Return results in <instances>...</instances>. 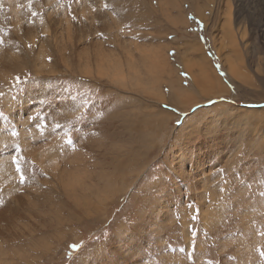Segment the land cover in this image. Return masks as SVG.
Listing matches in <instances>:
<instances>
[{
    "label": "rangeland",
    "instance_id": "obj_1",
    "mask_svg": "<svg viewBox=\"0 0 264 264\" xmlns=\"http://www.w3.org/2000/svg\"><path fill=\"white\" fill-rule=\"evenodd\" d=\"M260 99L264 0H0V264H264Z\"/></svg>",
    "mask_w": 264,
    "mask_h": 264
},
{
    "label": "bare ground",
    "instance_id": "obj_2",
    "mask_svg": "<svg viewBox=\"0 0 264 264\" xmlns=\"http://www.w3.org/2000/svg\"><path fill=\"white\" fill-rule=\"evenodd\" d=\"M111 2V1H110ZM200 8H202L201 6H200ZM83 11V10H82ZM85 11V10H84ZM84 13V12H83ZM201 12H199V14H200ZM85 15V14H84ZM203 15V14H202ZM171 17V16H170ZM171 19V18H170ZM173 19V18H172ZM92 20V19H91ZM175 20V19H174ZM180 20V19H179ZM173 21V20H172ZM176 22V21H175ZM177 23H178V21H177ZM176 23V24H177ZM172 24H174L173 22H172ZM68 28H69V26H68ZM72 27H70V29H71ZM55 33V32H54ZM69 34V33H68ZM58 35V34H57ZM74 35H75V33H74ZM79 35V34H78ZM55 36V35H54ZM71 36H73L72 34H71ZM70 37V36H69ZM83 37V36H82ZM57 38V37H56ZM54 40V39H53ZM56 41V40H55ZM123 42V41H122ZM58 43V42H57ZM51 44V43H50ZM54 45V44H53ZM127 46V45H126ZM59 47V46H58ZM151 48V47H150ZM198 48V47H197ZM64 49V48H63ZM85 49V48H84ZM155 50H156V48H154ZM158 49V48H157ZM190 49V48H189ZM62 50V49H61ZM60 50V51H61ZM141 50H142V48H141ZM150 50H152V49H150ZM159 50V49H158ZM80 51V50H79ZM92 51V50H91ZM130 51V50H129ZM147 52V51H146ZM149 52V51H148ZM152 52V54H153V51H151ZM80 53V52H79ZM84 53V52H83ZM101 53V52H100ZM120 53V52H119ZM3 54V53H2ZM62 54H63V52H62ZM118 54V53H117ZM121 54V53H120ZM142 54V53H141ZM143 54H144V52H143ZM155 54V53H154ZM153 54V55H154ZM157 54V53H156ZM64 55V54H63ZM83 55V54H82ZM65 56V55H64ZM103 56V55H102ZM87 57V56H86ZM113 57H114V55H113ZM113 57H111L112 58V60H111V58H110V60L111 61H113V59L114 60H116L115 58H113ZM128 57V58H127ZM126 58H127V60H125V61H127V64H128V66L129 67H132V68H134V69H138V67H137V62H133L134 60H132V57L133 56H131V57H129V56H127ZM161 57H163L164 58V56H161ZM81 58V57H80ZM206 58L207 57H205V56H203V57H201V58H199V61L197 62V64H198V66H199V69H200V74H201V80H202V85H206L207 87H208V89L211 91V93H213V94H222L223 92H225V91H227V90H225V87H224V85H223V83H222V79L220 80L218 77H217V75H216V73L213 71V70H210V69H208V67L206 66V63H207V61H206ZM78 59H79V57H78ZM160 59V58H159ZM158 59V60H159ZM65 60V59H64ZM229 60H230V64H229V71L231 72V74L233 75V76H235V77H237V78H244L245 79V74H243L242 72H241V70L239 71L238 70V66L236 67L237 69H235V67L233 66L232 67V64H231V59L229 58ZM118 60H116L115 62H117ZM161 61V60H160ZM226 61V60H225ZM114 62V63H115ZM119 62H121V61H119ZM226 62H228V61H226ZM109 63H110V61H109ZM132 63H136V65H134V64H132ZM160 63V62H159ZM104 64V63H103ZM118 64V63H117ZM119 64H121L120 66H122V65H124L125 63H119ZM118 64V65H119ZM238 64V63H237ZM236 64V65H237ZM41 65V64H40ZM105 65H106V63H105ZM114 65H116V64H113V66ZM157 65V64H156ZM187 65V64H186ZM190 65V64H189ZM192 65V64H191ZM190 65V66H191ZM235 65V64H234ZM90 66V65H89ZM112 66V65H111ZM110 66V67H111ZM242 66V65H241ZM118 67V66H117ZM44 68V67H43ZM122 68V67H121ZM131 68V69H132ZM245 68V67H244ZM112 69V68H111ZM118 69V68H117ZM117 69H116V71H117ZM130 69V68H129ZM72 70V69H71ZM119 70H120V68H119ZM124 70V69H123ZM122 69H121V71L120 72H122V74L123 75H128V74H126L125 73V71H123ZM127 70V69H126ZM245 70V69H244ZM107 71V70H106ZM105 71V72H106ZM140 69H138L137 71H135L134 73H135V76L137 77V78H141V75H140ZM190 71V70H189ZM40 72V71H39ZM100 72V71H99ZM108 73H109V71H107ZM127 73H129V75L131 74V72L130 71H126ZM80 73V72H79ZM112 73V72H111ZM149 73H150V71H149ZM115 74V73H114ZM142 74V73H141ZM104 75H106V74H104ZM108 75V74H107ZM120 75V74H119ZM133 75V74H132ZM131 75V76H132ZM130 77V76H129ZM128 77V78H129ZM126 78V77H125ZM117 79V78H116ZM119 80L121 79V78H118ZM117 79V80H118ZM118 80V81H119ZM122 80V79H121ZM246 80V79H245ZM129 81H130V78H129ZM132 81V80H131ZM141 81V80H140ZM142 82H143V80H142ZM249 82V81H248ZM132 83V82H131ZM139 85V84H138ZM173 85V84H172ZM174 87V89H173V92H172V95H178V93H179V91L175 88V86H173ZM179 95H182L181 93H179ZM190 95V94H189ZM188 95V96H189ZM177 97H179V96H177ZM264 99H260V101H262V102H264L263 101ZM98 102V101H97ZM259 103V102H258ZM261 103V102H260ZM197 104V103H196ZM195 104V105H196ZM93 108V110L96 112V108H95V106H93L92 107ZM212 109V108H211ZM261 110V109H260ZM253 111H255V110H253ZM257 112V110L255 111V113ZM248 113H249V111H248ZM249 114H251V112L249 113ZM252 114H253V112H252ZM251 116H254V115H251ZM107 118V117H106ZM109 118H110V115H109ZM114 119V118H113ZM103 122V121H102ZM101 122V123H102ZM112 122V121H111ZM115 125V124H114ZM113 125V126H114ZM117 127V126H116ZM111 128H113L112 127V125L108 122L107 123V131H108V129H111ZM111 131V130H110ZM111 134V133H110ZM25 140V139H24ZM27 144V143H26ZM31 144V143H30ZM28 146V145H27ZM96 146V145H95ZM258 146V145H257ZM88 146H84V148L86 149ZM40 148V147H39ZM83 148V149H84ZM91 148V147H90ZM90 148H87V149H89L90 150ZM36 149V148H35ZM41 149V148H40ZM50 149V148H49ZM92 149V148H91ZM34 150V149H33ZM42 150V149H41ZM41 150H39L38 149V151H41ZM36 151H37V149H36ZM46 151V152H45ZM43 150V152H41L42 153V155H46L50 150ZM91 151V150H90ZM94 151V150H93ZM128 151V150H127ZM254 152V151H253ZM36 153V152H35ZM34 153V154H35ZM44 153V154H43ZM46 153V154H45ZM50 153V152H49ZM48 153V154H49ZM247 153H250V151L248 150L247 151ZM37 154H40V152L38 153H36V158H40V159H42L41 157H42V155H40V157H39V155H37ZM128 154V153H127ZM38 156V157H37ZM52 156V155H51ZM34 157V158H35ZM44 158V157H43ZM45 159V158H44ZM131 159V158H130ZM43 160V159H42ZM52 160V159H51ZM41 160H39V162H40ZM44 161V160H43ZM61 161V160H60ZM86 162H87V160H86ZM130 162V161H129ZM51 163H52V161H51ZM67 163V162H66ZM87 164V163H86ZM107 164V163H106ZM82 165V164H81ZM88 165V164H87ZM117 167V166H116ZM115 167V168H116ZM86 168V167H85ZM65 170V169H64ZM116 170V169H115ZM118 170H119V168H118ZM97 174V173H96ZM101 174V173H100ZM114 174V173H113ZM104 175V174H103ZM81 176V175H80ZM111 176V175H110ZM113 176V175H112ZM111 176V177H112ZM64 177V176H63ZM69 177V176H68ZM67 178V177H66ZM99 178V176L97 177V179ZM95 179V178H94ZM100 179V178H99ZM111 179V178H110ZM69 180V179H68ZM102 180H103V178H102ZM95 181H97V180H95ZM99 182H101V181H99ZM59 184H60V182H59ZM103 184V183H102ZM73 185V184H72ZM75 186V185H74ZM10 193V192H9ZM51 193V192H50ZM97 193V192H96ZM101 195V194H100ZM19 196V195H18ZM99 196V195H98ZM27 197V196H26ZM30 197V196H29ZM31 198V197H30ZM19 199V198H18ZM95 200V199H94ZM97 200V199H96ZM83 201V200H82ZM27 202V201H26ZM104 202V201H103ZM10 203V202H9ZM90 203H91V201H90ZM101 203V202H100ZM18 204H20L19 202H18ZM17 204V205H18ZM26 204V203H25ZM90 206V205H89ZM8 207H10L9 206V204L7 205V207L5 206L4 207V209H0L1 211H0V220L2 219V221H5V220H7L8 219V217H12V216H14L15 217V215H13L14 214V212H12L11 210H9V208ZM37 207V206H36ZM92 207V206H91ZM98 207V206H97ZM96 207V208H97ZM13 208H15V207H13ZM18 208V207H17ZM94 209V208H93ZM14 210V209H13ZM95 210H97V209H95ZM16 212V211H15ZM209 213V212H208ZM17 214V213H16ZM18 214H20V213H18ZM18 217V216H17ZM74 217V216H73ZM16 220V219H15ZM16 228V227H15ZM11 236H12V234H11ZM10 238V237H9ZM11 238H13V237H11ZM245 239V238H244ZM248 241V240H247ZM248 244V243H247ZM256 245V244H255ZM0 253H1V249H0ZM2 253H3V250H2ZM3 254H5V252L3 253ZM255 255V254H254ZM1 258V257H0ZM124 258V257H123ZM122 258V259H123ZM126 259V258H125ZM128 260V259H127ZM5 262V261H4ZM117 264H119V262L117 263Z\"/></svg>",
    "mask_w": 264,
    "mask_h": 264
},
{
    "label": "snow or ice",
    "instance_id": "obj_3",
    "mask_svg": "<svg viewBox=\"0 0 264 264\" xmlns=\"http://www.w3.org/2000/svg\"><path fill=\"white\" fill-rule=\"evenodd\" d=\"M58 126V125H57ZM68 143H72V141H71V138L69 137V139H68ZM13 159L15 160L16 159V157H13ZM20 180L21 181H23L24 180V176H23V174H21V176H20ZM73 248H77V247H79V245H73L72 246Z\"/></svg>",
    "mask_w": 264,
    "mask_h": 264
}]
</instances>
